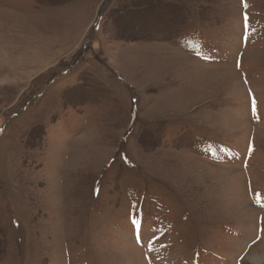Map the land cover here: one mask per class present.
Masks as SVG:
<instances>
[{
	"label": "rangeland",
	"instance_id": "rangeland-1",
	"mask_svg": "<svg viewBox=\"0 0 264 264\" xmlns=\"http://www.w3.org/2000/svg\"><path fill=\"white\" fill-rule=\"evenodd\" d=\"M249 253L264 0H0V264Z\"/></svg>",
	"mask_w": 264,
	"mask_h": 264
},
{
	"label": "bare ground",
	"instance_id": "bare-ground-1",
	"mask_svg": "<svg viewBox=\"0 0 264 264\" xmlns=\"http://www.w3.org/2000/svg\"><path fill=\"white\" fill-rule=\"evenodd\" d=\"M263 258L264 257L263 256H260V255H253V254L248 255V260H252V261H254V262L258 263V264H262Z\"/></svg>",
	"mask_w": 264,
	"mask_h": 264
}]
</instances>
